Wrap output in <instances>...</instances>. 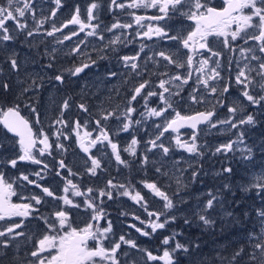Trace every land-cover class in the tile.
Listing matches in <instances>:
<instances>
[{
    "label": "rangeland",
    "instance_id": "rangeland-1",
    "mask_svg": "<svg viewBox=\"0 0 264 264\" xmlns=\"http://www.w3.org/2000/svg\"><path fill=\"white\" fill-rule=\"evenodd\" d=\"M152 1L0 0V116L18 108L37 139L27 159L0 124V202L14 208L0 213V264H62L68 238L86 231L76 264H234L214 250L240 239L235 253L245 247L246 257L236 263L264 264V58L252 39L264 0L246 1L238 41L217 27L205 53L178 42L134 66L115 59L123 77L107 72L105 47L117 31L106 19ZM91 58L99 77L74 78L77 59ZM77 96L95 98L90 116ZM195 108L215 115L196 131L166 128ZM76 124L82 136L101 134L87 142L90 157L75 149ZM57 157L69 182L82 180L83 196L55 176ZM240 190L259 204L243 206Z\"/></svg>",
    "mask_w": 264,
    "mask_h": 264
},
{
    "label": "flooded vegetation",
    "instance_id": "flooded-vegetation-1",
    "mask_svg": "<svg viewBox=\"0 0 264 264\" xmlns=\"http://www.w3.org/2000/svg\"><path fill=\"white\" fill-rule=\"evenodd\" d=\"M227 1L228 0H212V4H210L209 0H162V1L153 0L152 3L151 2L135 3L137 6L134 8V10H132L131 7L127 5L124 6L121 15L122 18H120L121 20H119L117 23H116V19L118 18L106 19V23L115 22V24H112L110 27L116 28L117 35L115 37L111 36L108 46L105 47L106 58L104 60V67L106 68L107 72H111L113 74L114 72L120 71L121 73L120 75L121 77H123V74H126L127 70L122 71L120 67H118L117 60L115 59L132 58L134 61L131 64V66H134L139 57L144 56L145 54H147V59L154 58L155 55L156 57H159L161 53L160 49L162 46L164 47L175 46L176 48V44L178 42L182 43L183 45H186L190 50H196L197 53H201V52L205 53L204 50L206 48V45L204 41H207V38H210L211 41H209L208 43L212 47L213 39L218 38L215 37V35H219L217 34L218 33L217 31H214V33L213 32L208 33V31L215 30L217 27H226L234 31L235 37L233 40L238 41V38L240 37V34L237 31L239 29V26L237 27L235 25V21L236 20L240 21L244 11L248 12L245 6L246 5L247 7L251 6V4L246 3V1L248 2L249 0H240L241 5L237 11L229 13L228 15L222 17L218 22L214 24L207 26L199 19L201 15L207 12L209 6L220 9L227 3ZM157 5L162 6L161 11L158 10ZM110 16H112V14H110ZM239 23L241 25V21ZM263 25H264V21L262 25L259 27L260 29L257 32V37H252V39L255 41V43L258 44L256 47L259 48V50L261 51V55L264 58ZM118 27H120L121 29ZM238 47L240 48V46ZM211 52L213 54L219 53L218 50H211ZM203 58L206 59L205 57ZM77 61L78 63L75 69L85 63H87L88 66L82 68L77 74H74L73 72L72 75L74 78L77 79L80 78V76H83L86 79L89 76L88 74H90V76L99 77V73L97 72V70L90 68L96 66L97 64L96 60L91 58L90 60L87 61H81L79 59H77ZM123 65L127 66L126 63H124ZM198 65H200L199 68L201 69L207 67L206 62L199 63ZM147 66L150 67L151 64L148 63ZM57 79H59V76H57ZM61 79L64 82V78L62 76ZM125 87L124 89H126ZM227 88L228 86H226V89ZM82 98L83 97H79V96L75 98V102L77 103L76 107L77 109L81 110V112L84 113L85 115L90 116L91 113L87 111L86 107L87 106L93 107L95 103V98L94 97L93 98L86 97L85 99ZM120 100H122V97L120 98ZM199 110L208 111L212 109L195 108L188 114H191ZM213 112L215 115L214 110ZM94 120H95L94 122L98 124V121L95 118ZM209 120L206 121L204 125H207ZM202 125L203 124L199 125L198 128ZM74 128H75V134H74L75 149L79 150L84 156L90 157V149L87 145V142L93 144L94 142L98 141L101 134L98 133L95 135L94 139H90L87 136H82L80 134V132L78 131L79 125L76 124ZM198 128L196 130H198ZM101 129L104 131L105 137H108L110 135L105 127L102 126ZM184 129L193 130L191 128H184ZM36 144H37V139H36ZM34 149L35 147L31 149L28 153H25L24 149L22 148L23 154L27 159L31 158L29 153ZM56 163L58 164V167L55 171V176L59 180H61L65 186H67L68 188L76 189L77 194L83 196L84 192L81 187L82 180L69 182V177L65 176V172L67 171L65 158L57 157ZM56 193L57 194L55 197L60 199L61 198L59 196L60 191H57ZM13 210L14 208H12L10 205L9 206L5 205L3 200L2 202H0V213H2L1 218H5V214L12 212ZM65 248L66 247L64 246V249ZM64 251L65 250H63V252ZM63 259H64V253H63ZM4 263L5 262H1V264ZM7 264H13V262H7Z\"/></svg>",
    "mask_w": 264,
    "mask_h": 264
},
{
    "label": "water",
    "instance_id": "water-1",
    "mask_svg": "<svg viewBox=\"0 0 264 264\" xmlns=\"http://www.w3.org/2000/svg\"><path fill=\"white\" fill-rule=\"evenodd\" d=\"M239 0H228L227 3L220 9L209 7L207 12L199 17L205 25H211L218 22L222 17H225L231 12L237 11L240 8ZM264 28V25H263ZM88 66L87 63L77 67L74 74H77L82 68ZM61 81V78L58 79ZM214 115L213 110H199L191 114L178 116L168 121L166 128L180 130L183 128H191L196 130L199 125L204 124ZM0 124L3 129L10 135L16 136L19 144L28 153L36 145L35 131L29 119L16 107L8 106L0 116ZM96 224L102 221V216L97 215ZM90 233L88 231L82 233L77 232L70 236L67 241V248L64 253L62 264H76L79 254L82 251L83 244L88 239Z\"/></svg>",
    "mask_w": 264,
    "mask_h": 264
},
{
    "label": "trees",
    "instance_id": "trees-1",
    "mask_svg": "<svg viewBox=\"0 0 264 264\" xmlns=\"http://www.w3.org/2000/svg\"><path fill=\"white\" fill-rule=\"evenodd\" d=\"M237 196H239V199L243 202V206H245V207H253V206H255V205H258L259 203H258V200H256L255 199V194L253 193V190H252V192H250V191H243V190H240V192L238 191L237 192ZM240 194V195H239ZM245 203V204H244ZM251 208H250V211H251ZM191 232H193V234L191 235L190 234V232L188 233V235L190 236V237H192V241L193 242H196V243H198V244H203L202 242H203V240H205L203 237H202V235L204 234L203 232L201 233V232H198L197 230H195V229H192L191 230ZM223 233L225 234V235H229V234H233V235H235L234 233H226V232H224L223 231ZM239 233H241V235L243 234H245V232H244V230H240V232ZM205 234H206V232H205ZM227 237L226 236H224L223 238H222V240H221V242H223L224 241V239H226ZM227 241H225L224 242V244L223 245H219L218 247H217V249H216V251L214 250V254H216V252H217V254L214 256V259H215V257H217V255H218V257H221L222 255H224V256H226V257H230V258H234L235 259V263L234 264H237L236 262L238 261V262H242L240 259L238 260V258L239 257H246V248L245 247H243V249L241 250V252L240 253H235L236 252V250L239 248V247H241V245L243 246V243L241 242V239H240V241L239 242H236V241H231V243H226ZM204 245H205V247H207V243H204ZM238 255H239V257H238ZM230 260V259H229ZM226 261V259L224 260V262ZM224 262L222 263V264H224ZM245 264H251V263H245Z\"/></svg>",
    "mask_w": 264,
    "mask_h": 264
}]
</instances>
